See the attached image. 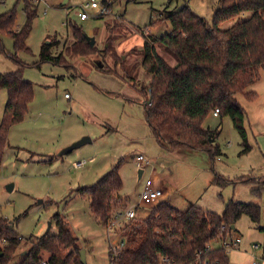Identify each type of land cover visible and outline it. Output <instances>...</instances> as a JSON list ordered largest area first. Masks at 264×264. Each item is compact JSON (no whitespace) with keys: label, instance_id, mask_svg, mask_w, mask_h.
Listing matches in <instances>:
<instances>
[{"label":"rangeland","instance_id":"1","mask_svg":"<svg viewBox=\"0 0 264 264\" xmlns=\"http://www.w3.org/2000/svg\"><path fill=\"white\" fill-rule=\"evenodd\" d=\"M90 0H70L68 18L74 22L79 7ZM110 2V13L104 16L106 37L94 44L103 49L108 38L113 40L114 53L127 65L135 63L132 48L143 45L141 34L153 37L169 33L170 27L162 21V11H174L182 6H191L197 15L211 20L213 6L210 0H97ZM58 5L65 0H50ZM219 2V0H214ZM218 4V3H217ZM14 0H0V15L12 10ZM43 7L38 10L32 24L31 34L26 41L31 55L21 53L17 60L25 65L35 64L43 43H52L54 56L62 54L70 46V41L59 40L57 36L66 38L67 30L62 25L67 15L50 8L42 15ZM17 30L24 21L22 3L16 7ZM92 15V13L90 12ZM245 14V17H248ZM100 20L89 19L85 27ZM155 27H150V23ZM102 23V22H101ZM227 23L221 25L226 29ZM84 28V27H83ZM126 30V31H125ZM97 31L93 37L97 36ZM73 38V37H72ZM117 41L123 44L118 47ZM5 54L0 53V74L19 69L11 62L8 55L13 54L12 40L2 38ZM131 48V49H130ZM119 49L121 51H119ZM158 54L173 66L174 61L160 49ZM132 59V60H130ZM65 66L41 64L37 67H24L23 77L33 84L34 98L28 106V112L21 123L14 125L9 134V146L0 171V216L9 220V227L22 238L20 248L15 253L11 264H20L22 255L29 249V241L44 235L50 224L51 235L57 231L52 221L54 214H61L68 228L79 244L86 245L87 264H110L108 259L109 243L116 236H122L123 227L128 223L122 220L115 236H111L107 227L95 221L89 211L88 199L76 192L78 188L93 186L113 166L121 161L119 175L123 189L119 192L127 199V207L135 208L139 219L148 217L155 204L143 205L138 195L146 185L150 176L160 174L161 178L170 181L174 191L169 200L164 197L159 202L169 201L178 212H184L191 206L221 214L230 198L248 200L260 206L259 223L264 225V191L261 198L252 195L245 185L228 184L223 188L213 184L216 174L222 180L236 182L241 174H264V76L248 86L247 93H255V98L248 101L241 94L235 99L245 112L244 129L247 133L248 146L252 150L243 154L241 138L233 129L228 118L207 117L203 127L218 130L216 144L221 155L211 162L209 157L200 152H186L193 156L180 158L182 154L161 151L149 127L144 120V103L132 102L128 99L136 90L125 83L119 75H104L97 71L100 68H111L113 61L100 54L96 57L71 60L67 58ZM77 69H75V68ZM81 70V76L78 75ZM119 74V68L116 69ZM139 77L144 85L148 83V75L140 69ZM70 100L65 99V96ZM7 93L0 91V118L3 115ZM68 100V101H66ZM84 137L91 139L90 144L57 158L59 153L72 143ZM16 147V150H15ZM14 148V149H13ZM18 148V152L17 151ZM11 151V152H9ZM161 154L162 157H161ZM40 155H47L52 163ZM144 155L153 167L145 170L138 179L139 168L135 158ZM14 156H17L18 161ZM7 158V157H6ZM163 162L162 168L157 161ZM47 161V162H46ZM49 162V163H48ZM84 162L82 170L72 168L74 163ZM155 169V172H152ZM249 182H255L249 178ZM244 180L239 177L237 182ZM261 178H259L260 182ZM9 185H13L8 192ZM52 203V205H51ZM125 208H121L123 210ZM129 210V208H128ZM25 217H22V215ZM240 233H249L252 225L246 217L237 222ZM109 233V235H108ZM231 254V253H230Z\"/></svg>","mask_w":264,"mask_h":264},{"label":"trees","instance_id":"2","mask_svg":"<svg viewBox=\"0 0 264 264\" xmlns=\"http://www.w3.org/2000/svg\"><path fill=\"white\" fill-rule=\"evenodd\" d=\"M14 1L15 7L0 15V53L5 54L2 38L8 36L12 40L13 54L7 58L19 67L16 71L0 74V91L7 93L0 118V169L9 146V131L22 122L34 98L33 84L23 77L24 67L39 68L45 63L65 66L67 58L86 59L100 54L107 55L113 66L98 67L97 71L110 76L119 75L142 97L144 120L161 149L200 152L213 162L221 155L216 144L219 131L205 129L203 125L217 109L218 118H228L239 134L243 154L252 150L244 129L245 112L235 97L241 94L252 101L256 94L246 90L260 79L261 74L264 76V0H219L210 21L187 5L174 11L163 10L161 19L169 24L170 32L159 38L141 34L143 47L130 51L139 59L133 65H127L116 57L113 40L107 38L103 49L91 47L85 39V31L70 19L67 28L73 41L62 54L54 56L53 44L43 43L35 64L19 62V54L31 55L26 41L38 10L29 0ZM173 1L168 0V3ZM20 3L25 21L17 30L15 9ZM245 14L249 16L245 17ZM228 22L229 25L223 29L221 25ZM150 27H155V23L151 22ZM157 49L171 58L175 66H170ZM140 69L148 75L145 85L139 77ZM120 163L95 185L76 189L77 193L87 197L90 213L103 227L128 209L127 199L119 195L123 188ZM231 183L216 174L213 177V184L220 188ZM263 191L264 177L251 194L261 198ZM222 211L218 214L191 206L184 212H178L168 202H158L147 218L136 217L122 228L126 247L114 260L108 252L110 264H161L162 259H168L171 264H230V257L218 241L230 236L242 217H246L263 235L261 260L264 261V229L258 225L261 216L259 206L230 200ZM52 221L56 235H41L30 240L29 249L20 264H40L41 260L47 264H82L80 251L87 253L86 245L79 244L61 214H54ZM9 225V220L0 216V238L8 240L0 260L2 264H11L22 243V238Z\"/></svg>","mask_w":264,"mask_h":264},{"label":"crops","instance_id":"3","mask_svg":"<svg viewBox=\"0 0 264 264\" xmlns=\"http://www.w3.org/2000/svg\"><path fill=\"white\" fill-rule=\"evenodd\" d=\"M53 1V0H52ZM58 1H64V0H58ZM211 1V5L213 6V10L215 9V6L217 5V3L218 2H214V0H210ZM69 3H70V0H65V2L64 3H59L58 5H55V4H53V2L52 3H50V0H46V4L48 5V7L49 8H53V9H56V11L57 12H60V13H64L65 15H67V17H66V20H65V22L62 24L63 26H64V28L67 30V34H66V38H64V37H61L60 35H57V34H53V35H51V36H47L46 38L48 39V38H52V37H54V36H57V41H59V40H65L66 42L67 41H70L69 43H71V41H73V38H72V34H71V31L67 28V21H68V14H69V11L71 10V7L69 6ZM188 7H190L193 11H194V8H192L191 6H188ZM42 9V8H41ZM41 9H39V10H41ZM174 9H176V8H174ZM212 10V11H213ZM214 12V11H213ZM196 13V12H195ZM91 19H93V18H91ZM98 20H100L101 22H97V23H91V25L89 26V27H85L84 25H85V22H87L88 20H86V21H79L78 19H77V17L75 16V20L76 21H74L75 22V24L78 26V27H80V28H82L84 31H85V33H86V36H88V37H92V38H94V44L97 42V38H99V42L100 41H102L105 37H106V33H107V31H108V29L107 28H105V25H104V23H105V20H104V18H97ZM97 19H95V20H97ZM229 25V22L227 23V26ZM84 27V28H83ZM97 31V36L96 37H93V34L95 33ZM126 31V30H125ZM170 32V31H169ZM141 37V36H140ZM141 40H142V37H141ZM142 43H143V40H142ZM49 43H47L46 45H48ZM117 44H118V47H120L123 43L122 42H120V41H117ZM143 45H144V43H143ZM143 45L141 46V47H136L135 49H137V50H140L142 47H143ZM131 49V48H130ZM132 49H134V48H132ZM119 51H121L120 49H119ZM134 59H135V61H137V60H139L138 58H136V56H134ZM130 60H132V59H130ZM175 62L173 63V66H175ZM75 68V67H74ZM75 69H77V68H75ZM78 70V69H77ZM103 74V73H102ZM78 75L79 76H81L82 74H81V70H79V73H78ZM105 75V74H104ZM83 76H81L80 78H82ZM139 95L137 94V92L136 93H132L131 94V96L130 97H128V99L131 101L132 100V102H142V100L139 98V97H141V96H139ZM68 100H70V97L68 98ZM68 100H66V101H68ZM143 103H144V101H143ZM4 108V107H3ZM214 118H218V117H214ZM11 130V129H10ZM10 132V131H9ZM90 139V138H89ZM91 140V139H90ZM77 142V141H76ZM90 143H91V141H90ZM90 143H87V144H90ZM73 144V143H72ZM160 148V147H159ZM14 149V148H13ZM161 149V148H160ZM15 150H16V147H15ZM166 151V150H164V149H161V151ZM7 152V151H6ZM6 152H5V155H6ZM9 152H11V151H9ZM16 152H18V148H17V151ZM166 152H169V151H166ZM170 153H172V154H174V155H176L177 153L178 154H182V156L180 157V158H185L186 159V157H189V156H193V155H191V154H188V153H186V152H170ZM195 153V152H194ZM60 154V153H59ZM162 155L163 154H161V157H162ZM10 155H7V156H5V158H4V160H3V163H4V161H5V159H8V157H9ZM40 156H42V157H45V158H50V159H48V161L50 162L51 161V163L54 161L53 159H52V157H47V155H40ZM138 156H140V155H138ZM137 156V157H138ZM144 156V155H143ZM7 157V158H6ZM57 158H62V157H64V156H60V155H58V156H56ZM136 157V158H137ZM145 157V156H144ZM14 158H15V160H17L18 161V158H17V156H14ZM136 158H135V164H136ZM146 158V157H145ZM146 160L149 162V165L151 166V167H153L152 166V163H151V161L148 159V158H146ZM157 161H159V162H157V166H160L161 168H162V164L163 165H165L163 162H160V159H158ZM47 162V161H46ZM48 162V163H49ZM79 163H81V162H78V163H74L73 165H72V168H74L75 170H82V169H84V167H85V165L84 166H82L81 168H75L74 167V165L75 164H79ZM139 171H141V176H140V178H138L139 180L142 178V176H143V174H144V172L145 171H142V170H139ZM138 171V172H139ZM152 172L154 173L155 172V169H152ZM239 177H243L244 178V180H242V181H240V182H233L232 184H234V186L235 185H245V186H247L248 188H249V191H250V193L252 192V191H254L255 190V188H257V186H258V183H259V178H262V177H264V174L263 175H254V174H252V173H247V174H241ZM238 177V178H239ZM149 178H151L152 180H153V182L155 183V185L159 188V189H161L162 190V192H163V197L166 199V200H169L171 197V195L173 194V191H174V189H173V187H172V185H171V183H170V181H168V180H166L165 178H161V176H160V174H156V177L155 176H150ZM148 178V179H149ZM237 178V179H238ZM249 178H252L253 179V181H255V182H249L250 181V179ZM236 179V180H237ZM144 188V187H143ZM143 188L140 190V193L142 192V190H143ZM123 189V188H122ZM140 193H139V195H140ZM139 195H138V197H139ZM165 199H164V201H165ZM230 200H232V201H235V202H238V203H245V204H251V205H256L257 204V202L256 203H254V202H249L248 200H241V199H237V200H235L234 198H230L228 201H230ZM227 201V202H228ZM166 202H168L169 204H170V202L169 201H166ZM171 205V204H170ZM258 205V204H257ZM259 206V205H258ZM129 209H131L130 207H128ZM259 208H260V206H259ZM250 222V221H249ZM237 224L238 223H236L235 225H234V227H233V232H232V234L229 236V240H233V239H235V238H239L240 239V241H241V244L240 245H238L234 250H232L229 254H228V257H230V264H264V261H262L261 260V246H262V243H263V235L258 231V229H257V227H255L254 225H252L251 223V225H252V229H250V230H252V231H250L249 233H247V234H245V236H244V234L243 233H240L239 231H238V229H237ZM258 225H259V227L261 228V229H264V225H261L260 223H258ZM109 252V251H108ZM88 263V262H87Z\"/></svg>","mask_w":264,"mask_h":264},{"label":"built area","instance_id":"4","mask_svg":"<svg viewBox=\"0 0 264 264\" xmlns=\"http://www.w3.org/2000/svg\"><path fill=\"white\" fill-rule=\"evenodd\" d=\"M30 4L33 8H36L37 10L45 7V9L42 11V15H46L47 11L50 10L48 5L46 4V0H29ZM110 2H98L97 0H90L89 3L83 4L79 7L78 15L76 16L77 19L81 21H86L91 18L97 19L99 17L107 16L110 13L109 5ZM92 13V15L90 14ZM145 34V33H144ZM147 35V34H145ZM65 99H68V96H65ZM219 110H214L212 112L213 117H218ZM85 163L81 162L79 164H75V168H81L84 166ZM136 167L139 168V170L145 171L148 167H151L149 165V162L146 160V158L143 155H140L136 158ZM139 201L143 205H149V204H157L161 198H163V192L161 189H159L153 180L149 178L147 180L146 185L144 186L142 192L139 195ZM138 217L135 208L134 209H127L123 212V214H118L117 216H114L108 223H107V229L111 236H115L118 228L122 226V220H125L126 222L132 221L134 218ZM108 233V235H109ZM21 240V239H20ZM109 243L110 248L109 252L111 254V260H114L118 253L126 247L125 239L122 238V236H116L115 239H112ZM219 246H221L227 254H229L232 250H234L238 245L241 244V241L239 238H235L233 240H229V236L226 237L224 240H219ZM8 240L5 238H0V260L1 255L3 256V251L5 248H7ZM211 246L209 250H211ZM200 256L197 254L196 258L198 259V262L200 263ZM161 264H171L168 259H162ZM0 264H2L0 262ZM40 264H47L46 261L41 260ZM206 264V262H204Z\"/></svg>","mask_w":264,"mask_h":264},{"label":"water","instance_id":"5","mask_svg":"<svg viewBox=\"0 0 264 264\" xmlns=\"http://www.w3.org/2000/svg\"><path fill=\"white\" fill-rule=\"evenodd\" d=\"M85 39L88 41V43H89V45L91 47H94L95 46L94 45V38L85 36ZM90 141L91 140L89 139V137H84L81 140H79L77 142H74L73 144L69 145V147L63 149L60 152L59 155L60 156H66V155L69 154V152H71V151H73L75 149H78V148L84 146L87 143H90ZM140 176H141V171L138 172V178H140ZM12 188H13V185H9V187L7 188L8 189V192L11 191ZM50 227H51L50 224H48V228H47L46 232L44 233V235H48L49 234ZM24 255H25V253L22 256H24ZM1 257H2V255H1ZM80 261H82V264H87L85 250H81L80 251Z\"/></svg>","mask_w":264,"mask_h":264}]
</instances>
